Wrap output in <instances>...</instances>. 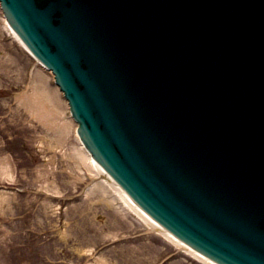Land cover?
<instances>
[{"label": "water", "instance_id": "water-1", "mask_svg": "<svg viewBox=\"0 0 264 264\" xmlns=\"http://www.w3.org/2000/svg\"><path fill=\"white\" fill-rule=\"evenodd\" d=\"M1 2L144 210L220 264H264V0Z\"/></svg>", "mask_w": 264, "mask_h": 264}, {"label": "rangeland", "instance_id": "rangeland-1", "mask_svg": "<svg viewBox=\"0 0 264 264\" xmlns=\"http://www.w3.org/2000/svg\"><path fill=\"white\" fill-rule=\"evenodd\" d=\"M46 86L59 103L39 96ZM53 106L69 117L67 134ZM76 126L54 75L10 34L0 6V264H212L126 204Z\"/></svg>", "mask_w": 264, "mask_h": 264}, {"label": "bare ground", "instance_id": "bare-ground-1", "mask_svg": "<svg viewBox=\"0 0 264 264\" xmlns=\"http://www.w3.org/2000/svg\"><path fill=\"white\" fill-rule=\"evenodd\" d=\"M5 25H6V28L9 30L10 34H12L15 38H17V40L20 41L21 44L25 45V44L23 43L22 40H19V39H18V37H17L15 31L13 30V28L11 27V25H10L7 21L5 22ZM41 84L44 85L43 83H41ZM38 85H39V82L36 83L35 88H37ZM48 91H51V92L55 95V97H56V99H57V102L59 103L60 100L58 99V94H57V92L54 91L52 88H49V89H48L47 86L44 87V91H41L40 94H39V96H40L41 98L46 97V98L48 99ZM34 92H35V91H34ZM26 95H27V94H26ZM47 99H46V100H47ZM49 99H50V97H49ZM49 99H48V100H49ZM54 101H56V100H54ZM52 104H53V103H52ZM53 107H54V106H53ZM54 109L57 111V108L54 107ZM58 111H59V112H58ZM58 111H57V112L59 113V118H60V120H61V123H59V126L61 127L63 133L67 134L66 131H67V129L69 128V125H70L71 121L69 120V117H68V118H64V111H63V110H58ZM57 116H58V115H57ZM57 116H56V118H57ZM89 156H90L91 160L93 161L92 164H95L96 167L99 168V166H98V164L96 163V161L94 160V158H93L91 155H89ZM100 168H101V167H100ZM101 170L103 171V169H101ZM102 178H103V180H105V181H107L108 183H110L111 185H113V187H115V188L121 193L123 200L126 202V204H127L128 206H130L131 208L135 209L136 211H138V212H142L144 215H146V216L150 219V223H149V224H150V226H151L154 230H157L158 232H161V233H166V234L168 233V232H166V230H165L164 228L161 227V224H159L158 222H156L155 220H153V218H151L148 214H145V212L143 211V209L139 208V206H138L136 203H134V201H133L130 197H128L127 194H125L123 190L120 189L119 185L116 183L115 180H113L112 177H109V176H107V175H103ZM148 218H147V219H148ZM168 235H170V234L168 233ZM170 236H171V235H170ZM214 264H215V263H214Z\"/></svg>", "mask_w": 264, "mask_h": 264}]
</instances>
